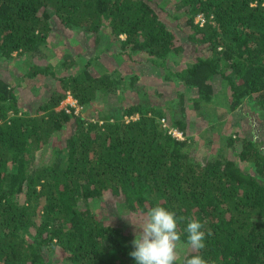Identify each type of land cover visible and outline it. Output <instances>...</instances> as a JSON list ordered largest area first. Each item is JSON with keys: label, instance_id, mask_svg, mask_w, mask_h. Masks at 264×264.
<instances>
[{"label": "trees", "instance_id": "1", "mask_svg": "<svg viewBox=\"0 0 264 264\" xmlns=\"http://www.w3.org/2000/svg\"><path fill=\"white\" fill-rule=\"evenodd\" d=\"M175 2L171 21L154 0H0V60L26 61L24 76L57 81L28 111L0 75V264H136L131 231L106 222L91 204L105 197L141 220L159 203L185 217L182 233L189 218H199L206 232L199 254L207 264H264L259 139L229 131L214 152L194 157L182 94L181 116L141 98L123 102L125 91L144 96L145 86L138 73L94 69L104 51L97 47L86 59L66 52L55 64L36 61L55 23L91 34L95 45L107 31L118 43L114 56L143 53L164 69L163 78L194 88L198 106H251L264 118V0ZM185 42L198 54L174 70L168 60ZM67 91L82 105L78 113L57 108ZM93 100L99 106L84 113ZM204 114L218 121V112ZM161 118L186 137L172 136ZM45 148L40 160L36 152ZM193 254L188 248L184 258Z\"/></svg>", "mask_w": 264, "mask_h": 264}, {"label": "rangeland", "instance_id": "2", "mask_svg": "<svg viewBox=\"0 0 264 264\" xmlns=\"http://www.w3.org/2000/svg\"><path fill=\"white\" fill-rule=\"evenodd\" d=\"M154 1L158 2V5L164 6L165 11H161L162 16L173 21L174 18L171 13H176V0ZM158 9L162 10L163 8L158 7ZM196 19L197 16L195 17ZM117 46L118 43L112 40V36L107 31L102 35L100 42L95 45L91 34L82 30L70 31L55 23L54 30H52L49 41L45 45L44 54L39 56L40 58H37L36 61L55 64L64 58L66 52H70L81 59H86V57L94 54L97 48L103 49L104 51L101 52L97 63H93L94 69L98 70L100 67H106L111 70L116 69L123 74L138 73L139 83L145 86L146 93L144 96L135 91H125L126 98H124L123 102L136 101L141 98L148 104L156 105L165 114H169L173 107L177 114L181 116L182 108L181 103H179V96L183 95L182 104L184 105L186 132L191 137L190 150L194 157H207L209 153L214 152L219 144L223 142L220 134L229 131H240L242 135H253L262 142L264 147V118L263 116L260 117L251 106H244L232 112L226 111L222 106L216 104L217 102L202 103L198 106V95H196L194 88L187 89L181 84L163 78L164 69L145 61L143 53L133 52L131 55L123 53L122 55L114 56L112 51ZM193 47V44L185 42L184 50L168 60V64L171 65L172 69H179L195 59L198 52ZM202 51L207 53L205 49ZM29 69L30 64L26 61L18 62L12 58L0 60V75H3L15 85L19 104L24 109L31 111L37 101L42 99L43 93L48 94L47 92L54 88L57 81L50 75L24 76V73ZM21 76H23L22 79H20ZM37 85H41V87L39 88ZM222 92L226 93L225 90H222L220 94ZM98 106L99 102L93 100L87 109H84V113H93ZM57 108H60V103ZM205 111L218 112V121L210 122L208 115L204 114ZM66 132L67 130L65 129L61 134L63 135ZM208 139H210V143L206 145L205 143ZM48 148L43 149L41 152H36L37 158L42 160L48 153ZM225 149L227 153L232 152V146H226ZM91 204L100 212V215H103L106 222H116L128 228L131 231V235L135 237V232L137 231L135 225L138 226L142 220L120 205L117 199L105 197L92 201ZM188 248L186 243L181 245L180 256L182 259ZM61 254L62 252L57 249L54 252L56 258L60 257Z\"/></svg>", "mask_w": 264, "mask_h": 264}, {"label": "clouds", "instance_id": "3", "mask_svg": "<svg viewBox=\"0 0 264 264\" xmlns=\"http://www.w3.org/2000/svg\"><path fill=\"white\" fill-rule=\"evenodd\" d=\"M184 220L185 217L157 203L135 225L137 231L131 242L134 247L129 255L136 264H207L199 254L205 247V223L199 218H189L182 233L179 225ZM182 234H186V245L195 253L190 258L180 256ZM207 235H211L210 230Z\"/></svg>", "mask_w": 264, "mask_h": 264}, {"label": "built area", "instance_id": "4", "mask_svg": "<svg viewBox=\"0 0 264 264\" xmlns=\"http://www.w3.org/2000/svg\"><path fill=\"white\" fill-rule=\"evenodd\" d=\"M201 18V14L197 15V19ZM60 108H64L65 111L71 113H78L82 109V105L77 102V99L72 95L70 91H67L64 98L60 101ZM125 118H128L125 116ZM131 118H136V116H131ZM162 125L167 129V131L175 138L183 139L186 137L182 129L177 126L169 125L166 123L164 118L160 119Z\"/></svg>", "mask_w": 264, "mask_h": 264}]
</instances>
